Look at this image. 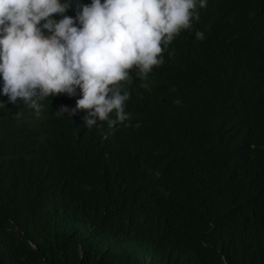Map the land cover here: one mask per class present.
Returning <instances> with one entry per match:
<instances>
[{
  "label": "trees",
  "instance_id": "trees-1",
  "mask_svg": "<svg viewBox=\"0 0 264 264\" xmlns=\"http://www.w3.org/2000/svg\"><path fill=\"white\" fill-rule=\"evenodd\" d=\"M196 11L107 139L0 77V264H264V0Z\"/></svg>",
  "mask_w": 264,
  "mask_h": 264
},
{
  "label": "clouds",
  "instance_id": "clouds-1",
  "mask_svg": "<svg viewBox=\"0 0 264 264\" xmlns=\"http://www.w3.org/2000/svg\"><path fill=\"white\" fill-rule=\"evenodd\" d=\"M70 5L71 0H0L2 93L39 116L38 101L75 96L79 89L75 109L62 106L57 114L83 111L87 128L106 122L107 139L118 125L130 126L125 123L131 120L125 110L130 94L122 93L123 82L134 69L146 80L163 63L166 46L192 27L197 7L205 8L207 0H91L84 5L77 0L75 18L66 15ZM53 16L62 18L57 22ZM197 36L202 39L203 33Z\"/></svg>",
  "mask_w": 264,
  "mask_h": 264
}]
</instances>
